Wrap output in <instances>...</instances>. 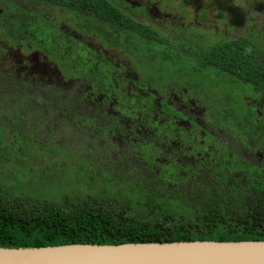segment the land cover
<instances>
[{
  "label": "flooded vegetation",
  "instance_id": "flooded-vegetation-1",
  "mask_svg": "<svg viewBox=\"0 0 264 264\" xmlns=\"http://www.w3.org/2000/svg\"><path fill=\"white\" fill-rule=\"evenodd\" d=\"M115 1L125 15L168 36L173 49H180L182 43L189 47L194 45V39L188 31L164 32L155 23L147 21L151 17L150 11L153 13V8H149L152 4L150 0L149 5L139 3V0ZM36 3L66 12V24L58 20L51 21L42 12L31 13L15 2L8 5H17L29 14L24 21H16V13L10 11L8 6L0 13L1 24L9 28L5 29L9 34L21 28L23 37L27 36L25 39L22 37L23 41L30 42L25 45L20 41L14 45L9 43V47L13 45L20 52V56H16L19 78L24 80L26 89L32 90L31 93L26 91L24 95H19L17 102L7 104L8 107L20 109L22 116L26 111L31 116L23 117L20 121L23 133L39 135L42 133L39 129L46 127L50 134L55 133L54 144L65 149L56 142L60 130L58 126L62 123L67 130L74 128L93 142V148L88 144L91 151L84 157L85 160L100 162L101 167L103 164L108 165L106 169L116 172L118 176H124L123 171L131 170L126 176L152 192L150 201L155 198L163 202L166 194L175 193L185 197L180 205L203 208L218 204L219 199H234L241 192L253 196L258 189L264 191V130L262 135L256 136L257 142L251 140L252 136L242 124H228L227 108L222 98V95L231 97L225 92L226 86L218 85L222 91L215 99L212 95L204 94L198 83H193L195 81L191 80V76L182 71L167 72L169 81L163 79L158 86L155 76L145 74L150 70L153 75V69L158 68L156 62L150 59L152 56L154 58L152 53L155 51L147 55L148 59L145 55L134 54L137 48L132 43L135 41L123 32V26L114 30L111 24L98 23L95 17L89 19L80 12ZM140 8L142 12L138 11ZM70 14L72 16L68 20L67 15ZM79 16L85 18V22ZM37 20L56 24L60 37H53L49 44L32 41L34 33L28 35L23 28ZM14 22L20 25L16 26ZM92 36L97 38L96 44L91 42L94 39ZM0 40L6 42L1 37ZM141 42L144 43L143 40L137 43ZM199 44L202 49L208 45L204 41ZM0 53L2 59L9 57L5 49H0ZM79 53H83L84 57L81 58ZM185 56L189 58L190 64L209 67L205 64V57L193 58L192 54ZM162 57L166 61L168 56ZM125 58L130 64L124 61ZM26 61L27 64L23 65ZM177 62L180 60L172 61L173 64ZM101 64L105 67L102 68ZM7 69V72H13L12 67ZM193 73L197 81L205 78L196 69ZM228 74L242 83L251 84L257 90V100H246L255 106L257 120H264V88L244 79L243 73ZM252 75L255 76V73ZM259 75L264 77L262 73ZM34 89L41 90L46 96L34 92ZM22 101L30 104L24 111ZM38 102H44V108L37 109L41 105ZM219 108L223 109L218 111ZM77 120L89 123V128L78 131L74 126ZM32 122H39V125L29 128ZM194 125L203 130L202 134L193 131ZM254 142L253 148H256L252 149L251 143ZM142 146H145L144 150L155 164L150 172L135 158ZM97 149H104L106 158H97ZM117 160L121 164V171L111 168ZM252 171H257L253 176L258 178L255 183L250 182ZM162 172L165 175L161 179ZM166 176L172 183L163 181ZM189 198L191 202L187 201ZM142 200L139 199L140 202ZM255 222L264 225V216Z\"/></svg>",
  "mask_w": 264,
  "mask_h": 264
},
{
  "label": "rangeland",
  "instance_id": "rangeland-1",
  "mask_svg": "<svg viewBox=\"0 0 264 264\" xmlns=\"http://www.w3.org/2000/svg\"><path fill=\"white\" fill-rule=\"evenodd\" d=\"M150 1L152 2L151 5H149L148 0H139V3L149 5L150 9L153 8V13L150 11L151 17L148 18V22L155 23L164 32H175L170 30L188 31L194 39L193 43H198V46H200L199 42L203 41L213 44V40L216 41V38L237 39L255 32L258 33L260 39L261 34H264V0ZM10 2L21 5L20 7L26 8L31 13L42 12L51 21L58 20L66 24V12L56 8H45L41 4L29 0H0V13ZM11 10L13 9L10 8ZM138 11L142 12V9L140 8ZM71 16V14L67 15V19L69 20ZM79 17L82 22H85V18ZM14 24L16 26L20 25L18 22H14ZM2 27L0 20V37L6 41L0 40V49L7 50L9 57L2 59L0 56V197L38 206L44 204L68 205L91 198L116 200L120 203L129 201L134 204H139L140 198L149 199L153 195L152 192L142 185L133 183L126 176L130 174L131 170L123 171L124 176H118L116 172L106 169L108 165L103 164V167H101L100 162L93 163L91 160H85L84 157L90 150L89 145L92 148L94 147L93 142L76 132L74 128L67 130L62 123L61 126H58L60 130L56 142L59 146L66 147L65 149L54 144L55 133L50 134L46 127L39 129L42 130L41 134L37 135L36 133L33 136L20 130V121L23 117L31 116L27 111L22 116L20 109L13 106L8 107L7 104L17 102L19 95H24L26 91L31 93L32 90L30 88L26 89L24 80L19 78L16 56L19 57L20 52L12 46L18 41L24 45L30 42L28 40L23 41L27 36L23 37L21 28L15 30L11 35V32L9 34L5 30H9L8 27H3V29ZM23 29L28 35L34 33V37L31 38L34 42L44 41L49 44L53 37H60L56 24H49V22H42L41 20L34 21ZM97 41V38H94L91 42L95 43ZM261 41H264V39L261 38ZM9 43L13 45L9 47ZM152 48L158 53L150 59L156 62L158 68L153 69V75L150 70H147L145 74L155 76V82L158 86L162 84L163 79L169 81L170 75L167 72L170 71L186 72L187 75L191 76V80L195 81L193 83H198L204 94L212 95L215 99L220 96L222 91L218 85L226 86L225 92L231 97L228 98L222 95V98L225 102V108H227L228 124H242L246 132L252 136L251 140L258 142L255 138L259 134L262 135L264 120H257L254 115L255 106L250 105L246 100V98L253 100L258 98L257 90L251 84L242 83L232 75L211 67L204 68L195 63L190 64L189 58L183 53L176 54L173 48L165 50L168 51V57L164 61L160 53L164 52L165 47L160 45ZM16 52H18L17 55ZM150 53L152 52L147 49V45L141 42L134 54L145 55V58L148 59L147 55L153 54ZM79 54L82 55L81 58L84 57V54L86 55L85 52ZM125 59L124 61L130 64L128 59ZM174 60H180V62L173 64L172 61ZM115 62L118 63V61ZM24 64H27V61ZM7 67H12L13 72H7ZM101 67H105L104 64H101ZM194 69L200 71L205 78L197 81L194 78ZM77 71H79L78 68ZM234 87H236L235 90ZM213 88L215 89L212 90ZM34 90V92L43 93L41 90ZM27 103L22 101L24 105L22 111L30 106ZM39 103L41 105L37 109L44 108V102H38L37 104ZM33 107L36 108L35 105ZM221 109L223 108H219L218 111ZM222 114L223 111L220 112L221 116ZM249 118L251 119L249 120ZM245 120H249L248 123L245 124ZM32 123L33 125H29V128L30 126L35 128V125H39V122ZM74 126L78 131H82L89 128V123L77 120ZM193 131L202 134L203 130L194 125ZM206 141H208V138ZM253 145H255V142L251 143V148L255 149L256 147L253 148ZM144 149H146L145 146H142L136 152L140 154L135 158L141 164H144L146 170L150 172L155 164ZM95 155L97 158L104 159L107 153L104 149H97ZM256 156H254V159ZM114 163L111 168L120 170L121 164L119 161L117 160ZM256 172L252 171L251 173L250 182L252 183H255L258 179L253 177ZM163 175H165L164 172L161 174V179ZM163 181L171 182L167 176ZM184 199L183 195L170 193L165 195L163 202L169 203L170 207L168 208H171L173 212L181 210L180 203H183ZM187 201L191 202L192 199L189 198Z\"/></svg>",
  "mask_w": 264,
  "mask_h": 264
},
{
  "label": "trees",
  "instance_id": "trees-1",
  "mask_svg": "<svg viewBox=\"0 0 264 264\" xmlns=\"http://www.w3.org/2000/svg\"><path fill=\"white\" fill-rule=\"evenodd\" d=\"M44 5L80 12L98 23L111 24L123 32L136 48L140 40L151 52L162 43L173 48L169 37L159 30L142 25L123 13L115 0H33ZM167 1V0H166ZM12 8L16 21L29 17L17 5ZM264 39V34H261ZM258 33L237 39L213 40L202 49L195 43H182L176 54L205 57L207 66L228 73H243L242 77L264 88V41ZM137 41V42H136ZM157 41L159 43H157ZM196 45V46H195ZM158 52H154V56ZM255 73V76L252 74ZM258 73V74H257ZM263 81L260 83V81ZM219 201V202H218ZM203 208L181 205L173 211L162 200L144 199L139 204L129 201L86 199L68 205H34L0 197V247L39 248L63 245H122L130 243L192 242V241H264V225L255 220L264 216V191L247 196L243 192L234 199L218 200Z\"/></svg>",
  "mask_w": 264,
  "mask_h": 264
},
{
  "label": "water",
  "instance_id": "water-1",
  "mask_svg": "<svg viewBox=\"0 0 264 264\" xmlns=\"http://www.w3.org/2000/svg\"><path fill=\"white\" fill-rule=\"evenodd\" d=\"M0 264H264V241L0 247Z\"/></svg>",
  "mask_w": 264,
  "mask_h": 264
}]
</instances>
